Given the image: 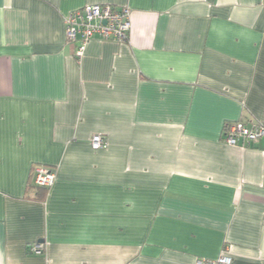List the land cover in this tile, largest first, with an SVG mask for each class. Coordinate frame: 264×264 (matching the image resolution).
Returning <instances> with one entry per match:
<instances>
[{"label": "crops", "instance_id": "obj_1", "mask_svg": "<svg viewBox=\"0 0 264 264\" xmlns=\"http://www.w3.org/2000/svg\"><path fill=\"white\" fill-rule=\"evenodd\" d=\"M93 4L129 8V41L77 58L64 18ZM234 122L264 124V0H0V264H196L224 247L264 264V136L229 146ZM37 165L56 172L46 191Z\"/></svg>", "mask_w": 264, "mask_h": 264}, {"label": "built area", "instance_id": "obj_2", "mask_svg": "<svg viewBox=\"0 0 264 264\" xmlns=\"http://www.w3.org/2000/svg\"><path fill=\"white\" fill-rule=\"evenodd\" d=\"M65 39L76 45L75 56L80 58L86 44L98 37L117 43H128L131 30V12L129 8H113L110 5H85L72 11L64 18ZM264 136V124L254 123L250 126L243 122L226 125L223 132L224 142L233 147L245 148L258 142ZM90 144L93 150L105 148L104 138L93 135ZM56 180V172L45 166L33 168V184L42 189H50ZM33 255L40 256L44 252L42 243H35L28 248ZM196 264H232V258L224 247L215 259L198 258Z\"/></svg>", "mask_w": 264, "mask_h": 264}, {"label": "trees", "instance_id": "obj_3", "mask_svg": "<svg viewBox=\"0 0 264 264\" xmlns=\"http://www.w3.org/2000/svg\"><path fill=\"white\" fill-rule=\"evenodd\" d=\"M38 188H39V187H38ZM40 189H42V188H40ZM42 190L46 191V189H42Z\"/></svg>", "mask_w": 264, "mask_h": 264}]
</instances>
